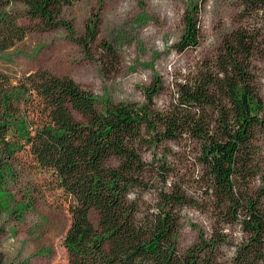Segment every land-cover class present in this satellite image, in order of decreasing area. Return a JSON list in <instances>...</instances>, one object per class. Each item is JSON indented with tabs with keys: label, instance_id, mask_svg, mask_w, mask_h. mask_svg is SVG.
I'll list each match as a JSON object with an SVG mask.
<instances>
[{
	"label": "trees",
	"instance_id": "obj_1",
	"mask_svg": "<svg viewBox=\"0 0 264 264\" xmlns=\"http://www.w3.org/2000/svg\"><path fill=\"white\" fill-rule=\"evenodd\" d=\"M77 1L0 0V58L29 31L61 26L72 34L62 11ZM240 9L264 29V0H240ZM183 21L178 52L200 44L197 4L186 8ZM86 34L79 42L87 48L95 27L88 25ZM102 45L104 57L116 62L114 47ZM257 46L249 29L231 32L214 58L174 83L163 108L154 101L164 89L156 76L144 87L146 101L106 99L98 106L68 75L38 69L14 79L0 67V193L7 200L0 215L16 211L4 186L14 183L18 153L27 151L28 167L47 173L46 184L58 190L70 215L66 264H264V183L252 185L260 176L253 140L264 131L251 70ZM167 141L197 150L203 172L196 183L216 215L211 232L183 251L175 241L178 209L195 201L176 184L159 189L153 202L141 195L151 188L153 170L166 182L163 163L153 168L143 154ZM228 224L239 226V241L228 238ZM0 264H7L1 252Z\"/></svg>",
	"mask_w": 264,
	"mask_h": 264
},
{
	"label": "rangeland",
	"instance_id": "obj_2",
	"mask_svg": "<svg viewBox=\"0 0 264 264\" xmlns=\"http://www.w3.org/2000/svg\"><path fill=\"white\" fill-rule=\"evenodd\" d=\"M192 4L198 5L200 44L178 52L175 44L184 30V12ZM240 10V0H78L62 11V18L72 24V34L61 26L29 31L0 58V67L14 79L38 69L68 75L95 95L98 106L106 99L146 101L144 87L156 76L164 89L154 101L163 108L176 81L196 71L202 61L214 58L231 32L247 28L257 36L251 70L264 104V29L258 17L243 16ZM20 22L28 25L31 20L22 18ZM88 25L95 27L97 36L86 48L79 40L87 35ZM102 42L114 47L116 62L104 57ZM253 142L260 152L255 186L264 183V131H256ZM197 155L191 144L168 141L143 154L153 168L163 163L169 173L164 184L158 173L151 172V188L141 194L145 200L153 202L159 189L169 190L176 184L195 201L178 209L175 241L182 251L196 244L200 233L208 235L216 218L196 183L203 172ZM30 159L27 151L18 153L17 177L4 186L17 204L16 211L7 208L0 215V252L7 264H66L63 240L70 215L58 190L46 184L47 173L28 167ZM3 201L7 202L6 195L0 193V203ZM225 231L232 241L242 237L237 224H228Z\"/></svg>",
	"mask_w": 264,
	"mask_h": 264
}]
</instances>
